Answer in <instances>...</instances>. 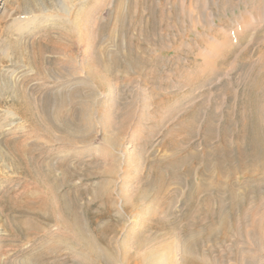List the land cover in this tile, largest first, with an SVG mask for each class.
Instances as JSON below:
<instances>
[{
    "label": "rangeland",
    "instance_id": "rangeland-1",
    "mask_svg": "<svg viewBox=\"0 0 264 264\" xmlns=\"http://www.w3.org/2000/svg\"><path fill=\"white\" fill-rule=\"evenodd\" d=\"M99 50L103 89L82 69ZM263 61L264 0H0V264H137L163 246L162 264H264L263 163L248 161L264 155L248 90ZM75 88L63 111L90 105L93 127L73 139L48 116Z\"/></svg>",
    "mask_w": 264,
    "mask_h": 264
},
{
    "label": "bare ground",
    "instance_id": "bare-ground-1",
    "mask_svg": "<svg viewBox=\"0 0 264 264\" xmlns=\"http://www.w3.org/2000/svg\"><path fill=\"white\" fill-rule=\"evenodd\" d=\"M119 11V10H118ZM118 11H117V13H118ZM119 17V16H118ZM117 17V18H118ZM83 28V27H82ZM57 42V41H56ZM58 43V42H57ZM66 46V45H65ZM68 46V45H67ZM66 46V47H67ZM64 47V46H63ZM69 47V46H68ZM88 49H89V47H87ZM87 49V50H88ZM67 50V49H66ZM69 50H71V48H69ZM86 50V49H85ZM103 54H105V52L104 51H97L96 53H95V56L93 57V58H90V57H87V58H90V59H87V61H86V63H84L83 64V66H82V69L84 70V71H86V73H88V74H86V75H88V77L90 78V79H92V81H95L102 89L104 88L102 85H103V80H104V78H105V76L102 74H99L98 73V71H96L94 68H95V64H96V66L98 65V67H100L101 68V70L105 73V74H108L109 72L111 73V71H113V63H114V61H113V59H108V57H105V56H103ZM224 58L226 57V53L224 54V56H223ZM71 58V57H70ZM73 58V57H72ZM71 58V61L74 59H72ZM120 58V57H119ZM65 60V59H64ZM71 61H68V63H71ZM72 63H74L73 61H72ZM82 64V63H81ZM133 64H134V62H133ZM135 64H137V63H135ZM262 64L263 65H261V67L259 68V70H258V72H256V75H255V77H252L253 78V80H252V82H251V84H250V87H248V90L249 91H252L253 92V95H254V97L252 96V99L254 100L253 102H254V107L252 108V110H251V114H250V117L253 119V122H252V124L254 125L253 127H254V130L256 131H254V133H256L257 135H259V137H260V139H259V143L264 147V138L262 139V137H264V129L261 127L262 125H261V120H262V115H261V112H260V102L259 101H261V100H264V61L262 62ZM116 65H118V64H116ZM120 65V64H119ZM133 66V65H132ZM141 66V65H140ZM115 67V66H114ZM134 68V67H133ZM136 69H137V67H136ZM128 71H130V70H128ZM67 73V72H66ZM78 74H74L73 73V75L71 74V76H69V77H76ZM81 75V74H80ZM104 76V77H103ZM79 85V84H78ZM105 85V84H104ZM77 86V85H76ZM107 86V85H106ZM77 87H79V86H77ZM67 94V95H66ZM64 96H63V98L61 99V100H59L58 102H60V104H59V106H60V108L62 107V113H61V109H59V111L57 112H55L53 115L51 114V116H50V113H49V122L51 121L52 123H53V125L56 127H62V126H64L65 128L66 127H68V128H71V129H73V132H76L75 134H73L72 132H69L66 136H69V137H71V138H75V137H81V138H83L84 136H86V135H88L89 133H90V131H92V127H93V124H92V120L90 119V117L88 116L89 115V112L87 111V108L86 107H88V106H90V105H88V104H86V105H83L82 103V107H79V108H77V109H79V110H77V112H74V109L73 108H71V109H69L67 112H64L63 111V106L65 107V106H73V105H75V104H73V102L75 101V100H77V99H79V97H80V99L81 98H83V97H81L82 96V92H81V89H79V88H75V89H70L67 93H66ZM81 94V95H80ZM80 95V96H79ZM262 95H263V97H262ZM76 96H78V97H76ZM248 96V98H249V94L247 95ZM257 96V97H256ZM28 97V96H27ZM85 98H86V96H85ZM84 98V99H85ZM94 96H93V94H90L89 95V97L87 96V99L88 100H93L94 101ZM256 98V99H255ZM21 99L25 102H28L29 103V99L28 98H26V96H25V93L23 92L22 94H21ZM259 100V101H258ZM46 102V101H45ZM33 103V102H32ZM35 103V102H34ZM80 104V103H79ZM132 104V103H131ZM35 105V104H34ZM28 106V105H27ZM30 107V106H29ZM89 108V107H88ZM76 109V108H75ZM38 110V109H37ZM89 110V109H88ZM26 111V110H25ZM29 111V110H28ZM81 111H82V113H81ZM83 112L85 113V115H83ZM31 114V113H30ZM76 115H80V116H76ZM105 115V114H104ZM109 116V115H108ZM107 116V117H108ZM120 116V119H119V121H118V124L117 125H115V127H114V129H116V133L119 135V134H121V133H125V130H126V123L127 122H130V119H131V116H132V112H130L129 111V109H128V107H127V109H126V111L125 110H123V112H121V114L119 115ZM26 117V116H25ZM193 117V116H192ZM244 117V116H243ZM66 118H68V119H66ZM37 119V118H36ZM187 119V118H186ZM191 119V118H190ZM68 120V121H67ZM70 120L72 121V123H73V121L75 122V124H76V126H75V124H73V126H72V124L70 123ZM192 120V119H191ZM240 120V119H239ZM242 120V119H241ZM32 121V120H31ZM30 121V122H31ZM103 121V120H102ZM250 121V120H249ZM252 121V120H251ZM106 122V121H105ZM32 124H33V122H31ZM36 124H37V122H35ZM108 124V123H107ZM244 124V123H243ZM35 125V124H34ZM36 126V125H35ZM178 126V125H177ZM38 129H40V130H42V131H44V132H46L47 134H49L50 136H52L53 134L50 132V130H48V128L47 129H42V128H40V127H38V125L36 126ZM80 127H81V129H80ZM184 127V126H183ZM102 128H103V133L104 132H106V133H108V131H109V127L108 126H106L105 125V123L104 124H102ZM112 128V127H111ZM185 128V127H184ZM58 130H60V129H58ZM72 131V130H71ZM174 131V130H173ZM179 131V130H178ZM66 132V131H65ZM82 132V133H81ZM102 132V131H101ZM186 132V131H185ZM207 132V131H206ZM81 133V134H80ZM102 133V134H103ZM106 133H105V135H106ZM187 134V133H186ZM185 134V135H186ZM184 135V136H185ZM263 135V136H262ZM108 136H109V134H108ZM183 136V137H184ZM262 136V137H261ZM49 137V136H48ZM52 137H54V136H52ZM106 137V136H105ZM110 137V136H109ZM104 138V142L105 143H107V144H109V145H111L112 147H116L117 145H115V143H114V141L112 140V138ZM65 138H67V137H65ZM55 139V138H54ZM56 140L59 142H66V141H68V140H66V139H61L60 137L59 138H56ZM69 142H72V141H70L69 140ZM72 143H75V141L74 142H72ZM77 143V142H76ZM231 143V142H230ZM218 145V144H217ZM239 145V144H238ZM253 146V145H252ZM254 146H255V144H254ZM254 146L252 147V149H251V151L249 152L250 154V160H248V161H251L250 163H252V162H254V161H261L262 163H263V167H262V169L264 170V155L262 156L261 155V158L260 157H255L256 155V153H255V151L257 150V148H256V150H255V148H254ZM260 146V145H259ZM241 147V146H240ZM240 147L238 146L237 147V156H236V158H235V160H236V162H237V164H238V167H241V166H243L244 164H246L245 163V160H246V158H248V157H246V156H244L243 154H242V151L240 150ZM243 147V146H242ZM184 148V147H183ZM18 150H22V151H24V149L22 148V147H19V149ZM264 150V149H263ZM191 151V150H190ZM219 151V150H218ZM235 151V150H234ZM257 152V151H256ZM259 152V151H258ZM192 153V152H191ZM258 154V153H257ZM228 155V154H227ZM24 156V155H23ZM230 156V155H229ZM229 156H227V158L225 159V161H226V163H230L233 159L232 158H230ZM257 158H260V159H257ZM222 160V159H221ZM260 162V163H261ZM248 163V162H247ZM256 163V162H255ZM253 164V163H252ZM255 165V164H254ZM256 166V165H255ZM261 166V165H260ZM206 167V166H205ZM106 170V169H105ZM113 170V169H112ZM110 171H111V169H110ZM114 171V170H113ZM113 171H111V172H113ZM205 171V170H204ZM105 182V181H104ZM109 182V181H108ZM109 184V183H108ZM151 186V185H150ZM155 187V186H154ZM139 188H141V187H139ZM146 188V187H145ZM206 190V189H205ZM163 191V190H162ZM104 192V191H103ZM167 192V191H166ZM165 192V193H166ZM127 193V192H126ZM149 193V192H148ZM153 193V192H152ZM131 194V193H130ZM167 194V193H166ZM166 194L164 195V196H166ZM152 195V194H151ZM150 196V195H149ZM168 196V195H167ZM234 196V195H233ZM135 197V196H134ZM132 199V198H131ZM129 200V199H128ZM70 201V200H69ZM134 201V200H133ZM136 201V200H135ZM126 202V201H125ZM128 204H130V203H128ZM44 205V204H43ZM125 205V204H124ZM61 214V213H60ZM159 215V214H158ZM161 217V216H160ZM257 224V223H256ZM262 224H263V222H262ZM67 224H65V226H66ZM172 227V226H171ZM62 228V227H61ZM256 227L254 228V225L252 226V230L254 231H256ZM69 230V229H68ZM85 230V229H84ZM261 230H263V229H261ZM73 231V230H72ZM85 231H87V230H85ZM252 231V232H253ZM60 232V231H59ZM80 232V231H79ZM81 233V232H80ZM264 233H262V235H263ZM261 235V234H260ZM70 236V235H69ZM82 236V235H81ZM76 237V236H75ZM78 237V236H77ZM83 237V236H82ZM55 238H56V236H55ZM79 239V238H78ZM64 240V239H63ZM77 240V239H76ZM141 242V241H140ZM62 243V242H61ZM94 243V242H93ZM146 243V242H145ZM53 244V243H52ZM64 245V244H63ZM140 245V244H139ZM168 245V244H167ZM123 246V245H122ZM125 246V245H124ZM56 247V246H55ZM164 248H163V250H159L158 248H151V249H149L146 253H144V255H140L139 256V261L137 262V264H162V260L164 261V259L162 258V257H166V255L165 256H162L161 254H163L162 253V251H166V252H168V250H167V247H165V246H163ZM85 248H86V246H85ZM140 248V247H139ZM138 248V249H139ZM90 249V253H92L93 255H94V257L99 261V259L101 260V259H103V257L102 256H100L99 254H103V255H105L104 256V258L106 257V253H105V249L103 250L102 248H99V249H96V248H93V246L91 247V248H89ZM113 249V248H112ZM124 249V248H123ZM84 251V250H83ZM170 252V251H169ZM186 253V252H185ZM185 253H183L182 255H181V263L182 264H194V260L192 259V257L187 253V255L185 254ZM127 254V253H126ZM111 257V256H110ZM109 257V258H110ZM169 259H170V257H169ZM93 260V259H92ZM108 261H110V260H108ZM107 261V262H108ZM170 261V260H169ZM80 263V262H79ZM100 263V262H99ZM165 263V262H164ZM163 263V264H164ZM216 263V262H215Z\"/></svg>",
    "mask_w": 264,
    "mask_h": 264
}]
</instances>
